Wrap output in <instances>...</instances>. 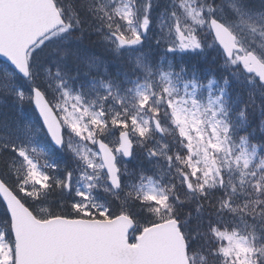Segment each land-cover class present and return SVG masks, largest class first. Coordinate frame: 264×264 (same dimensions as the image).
Here are the masks:
<instances>
[{
    "label": "snow or ice",
    "instance_id": "snow-or-ice-1",
    "mask_svg": "<svg viewBox=\"0 0 264 264\" xmlns=\"http://www.w3.org/2000/svg\"><path fill=\"white\" fill-rule=\"evenodd\" d=\"M0 264H264V0H0Z\"/></svg>",
    "mask_w": 264,
    "mask_h": 264
},
{
    "label": "trees",
    "instance_id": "trees-1",
    "mask_svg": "<svg viewBox=\"0 0 264 264\" xmlns=\"http://www.w3.org/2000/svg\"><path fill=\"white\" fill-rule=\"evenodd\" d=\"M91 42H96V45H94V46L91 45ZM84 43L88 44L90 46H93V50H96L98 48V46H99L98 37L95 34H90V33H87V32L84 34ZM112 70L114 71V69H112ZM220 72H222V69H218L217 77H219ZM25 114L31 115V110L30 109H26L25 110ZM40 146L43 147L42 144Z\"/></svg>",
    "mask_w": 264,
    "mask_h": 264
},
{
    "label": "rangeland",
    "instance_id": "rangeland-1",
    "mask_svg": "<svg viewBox=\"0 0 264 264\" xmlns=\"http://www.w3.org/2000/svg\"><path fill=\"white\" fill-rule=\"evenodd\" d=\"M26 115H28V114H26Z\"/></svg>",
    "mask_w": 264,
    "mask_h": 264
}]
</instances>
